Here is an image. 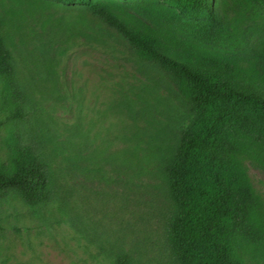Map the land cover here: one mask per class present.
I'll return each instance as SVG.
<instances>
[{
  "label": "rangeland",
  "instance_id": "rangeland-1",
  "mask_svg": "<svg viewBox=\"0 0 264 264\" xmlns=\"http://www.w3.org/2000/svg\"><path fill=\"white\" fill-rule=\"evenodd\" d=\"M117 1L139 17L130 0ZM260 11L216 0L222 25L237 30L242 43L208 49L262 77ZM0 23L29 93L20 127L35 131L59 194L49 208L35 210L19 197H0V264H109L110 247L133 249L142 264H177L163 239L176 202L153 166L154 149L175 145L192 116L173 78L75 8L0 0ZM172 37L183 38L173 30ZM5 117L0 105V120ZM239 160L264 204V169L246 156ZM9 165L10 125L4 124L0 167ZM229 250L234 264H264L263 248L230 242Z\"/></svg>",
  "mask_w": 264,
  "mask_h": 264
},
{
  "label": "trees",
  "instance_id": "trees-1",
  "mask_svg": "<svg viewBox=\"0 0 264 264\" xmlns=\"http://www.w3.org/2000/svg\"><path fill=\"white\" fill-rule=\"evenodd\" d=\"M36 1L88 13L136 57L169 74L187 101L192 116L177 143L154 149L155 175L176 202L163 227L174 261L234 264L230 242L264 249V204L239 160L246 156L264 169V75L242 73L208 49L232 50L242 43L237 30L222 25L216 0H130L129 10L139 17L117 0ZM234 1L264 8V0ZM257 16L264 19V11ZM172 30L183 38L172 37ZM11 48L0 23V105L6 114L0 127L10 125V165L0 167V197L16 196L33 210L47 209L59 199L57 185L35 131L20 127L30 99ZM44 73L52 74L47 65ZM110 248L109 264H142L133 249Z\"/></svg>",
  "mask_w": 264,
  "mask_h": 264
}]
</instances>
